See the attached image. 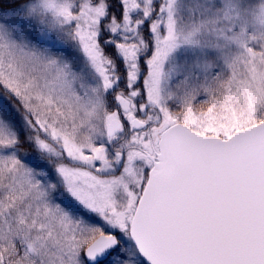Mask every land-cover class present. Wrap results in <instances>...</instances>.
<instances>
[{
	"label": "snow or ice",
	"instance_id": "6c2138e0",
	"mask_svg": "<svg viewBox=\"0 0 264 264\" xmlns=\"http://www.w3.org/2000/svg\"><path fill=\"white\" fill-rule=\"evenodd\" d=\"M0 264H264V0H0Z\"/></svg>",
	"mask_w": 264,
	"mask_h": 264
}]
</instances>
